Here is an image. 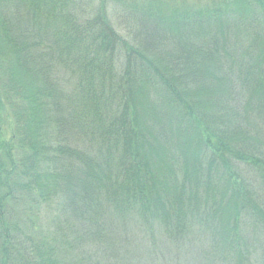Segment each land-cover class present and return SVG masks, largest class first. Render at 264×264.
<instances>
[{
	"label": "trees",
	"instance_id": "1",
	"mask_svg": "<svg viewBox=\"0 0 264 264\" xmlns=\"http://www.w3.org/2000/svg\"><path fill=\"white\" fill-rule=\"evenodd\" d=\"M0 264H264V0H0Z\"/></svg>",
	"mask_w": 264,
	"mask_h": 264
}]
</instances>
